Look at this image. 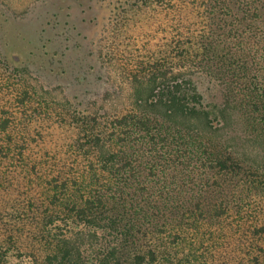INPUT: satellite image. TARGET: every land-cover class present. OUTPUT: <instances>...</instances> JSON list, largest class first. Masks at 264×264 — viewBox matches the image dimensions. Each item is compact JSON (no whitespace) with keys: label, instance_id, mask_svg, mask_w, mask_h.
<instances>
[{"label":"trees","instance_id":"1","mask_svg":"<svg viewBox=\"0 0 264 264\" xmlns=\"http://www.w3.org/2000/svg\"><path fill=\"white\" fill-rule=\"evenodd\" d=\"M263 3L126 0L110 25L112 43L100 55L130 82L128 103L107 118L83 116L92 127L77 121L76 144L62 159L72 163L58 175L24 157L31 154L25 146L20 161L0 159V195L27 191L16 200L19 205L0 207V239L29 222L42 229L36 243L44 255V261L34 256L31 264H162L165 257L156 245L148 251L128 247L130 238H138L133 230L145 236L135 227L147 224L156 226L159 242L170 246L168 263L191 264L195 255L185 245L187 236L211 229V220L233 219L229 212L250 202L237 197L244 186L254 200L264 195ZM133 34L141 39L134 40L137 44ZM132 46L129 67L120 66ZM16 77L26 88L21 106L27 110L30 79L23 67ZM15 125L8 119L0 128ZM0 158L7 160L1 147ZM189 165L232 182L230 190L214 188L221 206L213 215L200 201L195 210L180 203ZM135 184L141 186L135 189ZM40 185L47 190L41 189L38 198L32 192ZM54 189L57 196L50 195ZM220 191L230 192L232 199H222ZM239 214L234 217L241 222ZM256 233L263 235L264 227ZM3 252L0 246V264Z\"/></svg>","mask_w":264,"mask_h":264},{"label":"rangeland","instance_id":"2","mask_svg":"<svg viewBox=\"0 0 264 264\" xmlns=\"http://www.w3.org/2000/svg\"><path fill=\"white\" fill-rule=\"evenodd\" d=\"M125 3L126 0H0V127L8 119L16 122L10 130L0 128V147L7 155V160L0 158L4 163L20 161L19 152L25 146L31 149V154L24 153V157L31 156L36 165L45 163L48 174L58 175L72 163V160L62 163V159L69 153V147L76 144L78 123L92 127L83 116L107 118L126 106L130 82L121 76L120 68L108 61L103 63L100 55L112 43L109 42L110 25ZM261 11L264 24V3ZM133 36L130 37L133 43L141 40ZM154 45L151 47L155 48ZM133 46L124 53L120 66L129 67L133 58L128 57L134 51ZM22 67L30 79L27 91L31 101L27 103V110L21 106L26 88L16 77V69ZM26 142L32 145L28 147ZM189 166L190 176L181 186L185 194L180 203H189L195 210L200 201L213 215L221 206V197L214 188L221 186L220 190H230L232 182L227 177ZM140 186L135 184V189ZM39 187L32 192L38 198L41 189L47 190L46 186ZM26 192L4 191L0 195V207L18 204L16 200ZM151 193L152 187L148 190ZM221 193L222 199L232 196L228 191ZM50 195L57 196V190ZM237 197L250 202L242 203V207L237 204L235 211L229 212L233 219L211 220V229L205 226L194 236L186 237L185 245L195 255L191 264H264V234L256 233V229L264 227V195L254 200L244 186ZM154 198L160 205L156 187ZM46 208L44 204L43 209ZM236 211L240 212L238 217L246 220L241 228L237 225L243 220L239 222L234 217ZM195 213L199 214L197 209ZM135 228H142L145 236H136L137 229L133 230L132 237L138 238L135 241L130 238L128 247L137 245L148 251L156 245L162 258L165 257L162 264H167L171 248L159 242L154 232L157 227L146 224ZM19 229L22 230L12 234L14 241L9 240L12 236L0 239L4 250L2 264H31L34 256L44 261V255H39L40 245L36 243L42 229L29 222L22 223ZM176 235H170L167 242L173 241Z\"/></svg>","mask_w":264,"mask_h":264}]
</instances>
